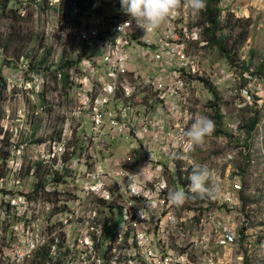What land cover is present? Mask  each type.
Returning <instances> with one entry per match:
<instances>
[{
    "label": "built area",
    "instance_id": "obj_1",
    "mask_svg": "<svg viewBox=\"0 0 264 264\" xmlns=\"http://www.w3.org/2000/svg\"><path fill=\"white\" fill-rule=\"evenodd\" d=\"M10 4L7 12L23 19L30 11L40 13L42 4L44 13L57 17L58 40H77L103 56L90 52L69 68L64 61L54 65L57 106L68 113L56 116L60 125L52 135L0 150V221L7 222L0 226V264H222L205 229L218 247L230 249L253 230L239 169L225 191L214 188L217 197L191 201L217 175L198 170L192 158L197 71L188 47L205 45L202 28L178 22L179 0H17L13 9ZM31 68L28 61L7 68L11 78L4 89L13 83L21 91L36 89L32 96L45 93L43 75L25 77ZM235 75L222 72L220 83ZM244 80L239 93L260 117L264 77L246 73ZM17 119H26L20 108ZM261 122L264 114L257 126ZM23 130L24 125L15 129ZM238 146L245 154L246 147ZM252 151L250 167L258 163L264 174V146L257 157ZM26 169L31 183L23 177ZM211 206L204 222L196 219ZM190 226L202 230L201 236L186 243Z\"/></svg>",
    "mask_w": 264,
    "mask_h": 264
},
{
    "label": "rangeland",
    "instance_id": "obj_2",
    "mask_svg": "<svg viewBox=\"0 0 264 264\" xmlns=\"http://www.w3.org/2000/svg\"><path fill=\"white\" fill-rule=\"evenodd\" d=\"M16 1L12 0L10 9L15 7ZM238 1L240 2L241 0ZM179 2L181 13L178 17V22L181 21L182 24L185 22L193 24L199 19L201 20L196 0H179ZM223 2L224 4L222 6L224 8L222 7L223 12L221 11L220 16L221 23L226 25L228 17L232 16L234 17L232 24L235 23V20H239L248 23V27L243 31L238 29V27L233 29L232 26H229L224 29V32L218 33V35L224 34L228 36L230 43H233L238 39L241 32H246L244 42L235 49L236 53L232 63L229 62L226 64L219 51L208 45L206 47H200V45L192 43L188 47V53L193 57L195 62L194 70L197 71V82L194 88L197 102L194 105V116L196 119L198 140L193 150L192 158L196 166L199 167L198 170L205 169L211 171L213 177L214 173L217 174L216 182L211 178H207L203 182L202 188L199 191L200 198H209L211 195L217 197L214 188L217 191L218 188L225 191L234 178L235 172L238 169L240 171L247 169L245 172L241 171L246 181L243 196L244 200L248 202V207L245 208V214L250 215L249 220L252 222L250 226L253 233L242 239L239 247L230 249V247H218L215 244V237L207 229L204 232L206 233L205 237L208 238V242L210 243L209 246L213 245V252L220 258L223 264H264V174H261L262 171H260L258 163L250 167L249 159L251 158L250 155L253 154L252 149L257 153L255 156L257 157L259 156L261 146H264V122H261L257 126L253 134H251L252 136H248L241 129V124L247 118H250L252 114L259 115V109L254 108L251 110L249 105L244 104L245 101H243L242 95L239 93L244 84V78H242L243 69L248 70L247 73L253 76H257V71L261 65H263L262 68L264 69V0H248L246 5L242 4L241 6L234 2L235 7L240 6L241 9H244V11L239 12L237 15L231 13L232 6L225 7L228 6V3H226L227 0H223ZM1 12L0 18L2 16L4 18L0 19V93L2 88L5 90L4 87H6L3 83H7L8 78H11V75L6 74L7 68H16L23 61H28L33 65L38 63L41 58L46 57L48 61L42 69L37 71L36 68L32 67L30 71L26 72L25 77H28L31 72L34 75H43L47 81L48 88L45 93L39 96H32L36 92V89L33 92L21 91L11 82V90H5V94L2 93L4 96L0 98V144H2L0 145V150L6 145L7 149L9 145L11 147L17 146L18 143L16 142L23 140L25 142L28 138L34 140V138L52 135L56 126L60 125V123L58 124L55 121L56 116H62L68 113V111L62 106H57L60 103L58 96L60 92L54 88L55 85L53 86L55 83L53 81H55L56 77H53L52 68L59 61H63V56L67 55V52L64 50L66 47H68V54L70 52V44L67 45L66 42L57 40L54 36L55 29L53 27L57 24V17L52 12L36 13V11H33V14H29V18H19L21 23L17 26L22 25L21 27L23 28V32L20 34L22 38V42L20 43H14L12 41L17 37L13 32H10V26L13 25L14 18L12 17V20H7L5 17L9 14H5L3 11ZM75 43L80 46L78 42L75 41ZM92 54H96V52L92 51ZM98 55L102 58L103 53L98 52ZM226 71H230V74H236L235 82L230 76L228 80L220 83L221 74ZM200 79L208 80L207 83L213 87V90L208 89L209 92L207 89L203 90L206 82ZM214 84L219 85V87ZM214 91L219 96L218 108H220L221 114L223 115L222 121H218L217 118L213 117L214 112L209 107V101L214 100L212 95ZM14 94H17V97ZM199 94H202L203 97ZM19 108L22 110V114L26 115V119L22 123H17L20 121L17 119ZM78 108L77 103L75 107L77 112ZM260 112L263 116L264 109L260 110ZM261 114L258 117L259 121H261ZM84 123L89 132L91 130L90 123L86 120H84ZM65 124L68 125V123ZM23 125L24 130L22 134L17 133L15 129H23ZM219 128L225 132L231 131V135L233 136L218 134ZM14 138L21 139L15 141ZM244 142H247L246 145L249 143L245 151V154L248 155L247 158L241 152L238 153V149H240L238 143L244 145ZM230 154L233 155V158H229ZM29 170L26 169L23 174L27 183H31L30 178H32ZM36 171L40 173L39 169H36ZM208 209L213 210L214 207L200 209L201 212L198 213L196 219L202 218L204 216L203 212ZM182 215L184 220L188 218V214L183 213ZM196 219V223H200ZM202 221L204 222L203 218ZM6 223L5 221H0V226L6 225ZM197 226L189 227V237L186 238V243L192 239H195V241L200 239L202 230L197 228ZM208 233L210 234L209 236ZM32 261L27 264H32Z\"/></svg>",
    "mask_w": 264,
    "mask_h": 264
},
{
    "label": "trees",
    "instance_id": "obj_3",
    "mask_svg": "<svg viewBox=\"0 0 264 264\" xmlns=\"http://www.w3.org/2000/svg\"><path fill=\"white\" fill-rule=\"evenodd\" d=\"M9 0H4V4L1 6L3 8V12H5V14H9L7 15V17H5V19L7 20H12V17L14 18V23L13 25L10 26L11 31L13 32L14 35H16L17 37H15L12 41L14 43H20L22 42V38H21V33L23 32V28L21 26H17L19 25V23H21V21H19L21 18L19 15H17L14 12H7L6 6H7V2ZM218 2L219 0H197V3L199 4V12L201 15V21L198 23L199 26H205L204 29V34H205V39L208 42V46L211 48H215L219 51V53L221 54V56L224 58L225 62L228 64L229 62L232 63L235 57V49L241 45L246 37V32H241L238 36V39H236L233 43H230V38L224 34L218 35L219 32H224V29L228 28L229 26H232L233 29H235L236 27H238V29L241 30H246V28L248 27V23H244L242 21L239 20H235V23L232 24L233 22V18L232 16H229L227 19V24L223 25L220 21V16H221V8L218 6ZM1 18H4L3 16ZM0 18V19H1ZM20 18V19H19ZM231 29V30H233ZM8 43V41H7ZM48 59L46 58H41L40 61H38V63L33 64L32 67L36 68L37 71H39V69H42L43 66L47 63ZM74 63L71 61H68L66 64V67L69 68L73 65ZM263 65L260 66V68L257 71L258 76H264V69L262 68ZM248 70L243 69L242 72V78H244V73H247ZM203 80V79H202ZM204 82H206V86L209 90H213V87L208 85V80H203ZM246 82L244 80V84L242 86H245ZM214 91V93H212L214 100H210L209 101V107L212 108L213 112H214V116L215 118H217L218 121H222L223 120V115L221 114L220 108L219 107V102H218V98L219 96L218 93ZM249 108L252 110L254 109L253 107ZM259 122L258 119V114H252V116H250V118H247L244 123H242L241 125V129H243L246 134L248 136H250L251 134H253V132L255 131L257 124ZM218 134H223V135H230L233 136L231 134H229V132H225L222 129L219 128ZM252 136V135H251ZM251 138V137H250ZM1 141V140H0ZM4 141V140H3ZM247 142H244V147H248L249 143L246 145ZM239 144V143H238ZM246 158L248 157L247 154ZM247 170V169H246ZM245 170V171H246ZM242 172H245L244 170H241ZM191 201L193 204H199V203H205L207 202V198L204 199H200L198 197L195 196H191ZM244 204L248 205V202H246V200H244ZM244 239V238H243Z\"/></svg>",
    "mask_w": 264,
    "mask_h": 264
},
{
    "label": "bare ground",
    "instance_id": "obj_4",
    "mask_svg": "<svg viewBox=\"0 0 264 264\" xmlns=\"http://www.w3.org/2000/svg\"><path fill=\"white\" fill-rule=\"evenodd\" d=\"M32 1H36V0H32ZM242 1V0H241ZM240 1V2H241ZM182 2V1H181ZM196 2H197V0H196ZM234 2H236V3H238V4H240V2L238 1V0H227V2L226 3H228V6H225V7H229V6H232L233 8H232V10H231V13H234L235 15H237L239 12H242V11H244V9H241L240 8V6H241V4H240V6H236L235 7V4H234ZM8 3H12V0H9L8 2H7V4ZM16 3H17V1H16ZM198 4V3H197ZM222 4H224V2H223V0H219V2H218V6L221 8V11L223 12V9H222ZM237 7H238V9H237ZM197 8L199 9V4H198V6H197ZM224 8V7H223ZM0 10H3V8L0 6ZM47 10H46V8H44L43 6H42V4H41V12L42 13H44V12H46ZM198 12H199V10H198ZM29 14H33L32 13V11H30V13ZM33 16V15H32ZM201 16V15H200ZM201 20L199 19L198 21H196V25L198 26V27H201L202 28V36H203V41L205 42V45L203 46V47H206L207 45H208V42L206 41V39H205V34H204V29H205V26H199L198 25V23L200 22ZM58 40V39H57ZM60 41H63V40H60ZM75 41L76 42H78L77 40H74V41H67L66 43H67V45H69V47H70V52H69V54H68V47H66L64 50H65V52H67V55H64L63 57V61L67 64V62L68 61H71V62H73L74 64H78L82 59H83V57H84V55L86 54V53H90V54H92V51H95L96 52V54H98V52L96 51V50H92V51H90L89 52V50H88V48L84 45V44H82V43H80V42H78L79 44H80V46L78 45V44H76L75 43ZM65 42V41H64ZM65 46H66V44H64ZM74 51V52H73ZM96 54H94V55H96ZM62 61V62H63ZM227 64V63H226ZM255 75V74H254ZM258 76V75H257ZM264 77V76H263ZM235 78H236V75L234 76V78H233V81L235 82ZM241 233V232H240ZM239 233V234H240Z\"/></svg>",
    "mask_w": 264,
    "mask_h": 264
},
{
    "label": "crops",
    "instance_id": "obj_5",
    "mask_svg": "<svg viewBox=\"0 0 264 264\" xmlns=\"http://www.w3.org/2000/svg\"><path fill=\"white\" fill-rule=\"evenodd\" d=\"M247 3H248V0H242V1L240 2L241 5H242V4H243V5H244V4L246 5ZM227 132H228V131H227ZM239 259H240V258H239ZM222 264H223V262H222Z\"/></svg>",
    "mask_w": 264,
    "mask_h": 264
}]
</instances>
